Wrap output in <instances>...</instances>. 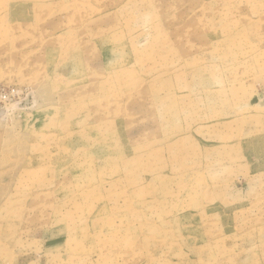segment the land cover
Returning <instances> with one entry per match:
<instances>
[{
    "label": "rangeland",
    "instance_id": "1",
    "mask_svg": "<svg viewBox=\"0 0 264 264\" xmlns=\"http://www.w3.org/2000/svg\"><path fill=\"white\" fill-rule=\"evenodd\" d=\"M0 264H264V0H0Z\"/></svg>",
    "mask_w": 264,
    "mask_h": 264
}]
</instances>
